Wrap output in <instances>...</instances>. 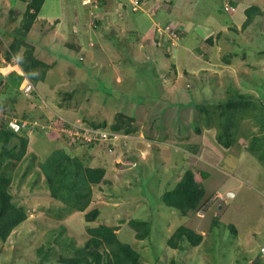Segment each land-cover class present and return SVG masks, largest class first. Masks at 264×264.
<instances>
[{"label": "rangeland", "instance_id": "1", "mask_svg": "<svg viewBox=\"0 0 264 264\" xmlns=\"http://www.w3.org/2000/svg\"><path fill=\"white\" fill-rule=\"evenodd\" d=\"M190 1L180 2L184 14L175 0L144 3L151 27L143 38L124 42L131 25L127 19L135 17L130 11L129 18L117 13L118 20L113 6L109 11L81 0H46L25 41L52 67L31 92L25 93V81L18 91L12 84L0 90L9 114L41 127L21 132L28 138L26 154L7 171V192L27 218L0 241V264H63L58 257L72 258L88 239L87 229L99 225L116 227L118 239L139 254L142 264H264V170L247 151L245 139L259 136L264 120L256 113L243 119L230 148L217 142L216 125L200 135L192 125L197 115L193 102L223 100L229 91L253 97L264 108V0ZM251 4L262 12L243 28V10ZM103 14V23L84 35L87 20ZM22 24L23 18L11 30ZM210 36L211 44L206 41ZM5 50L0 40V53ZM54 112L58 122L52 120ZM119 112L132 116L133 136L140 134L148 145L122 138L115 145L105 141L75 149L70 133L58 126L62 120L82 126V121H105L104 129L110 131ZM60 138L68 155L86 166L92 152L103 154L90 164L105 169V182L92 186L84 212L66 210L50 198L38 168ZM187 169L208 176L202 180L199 209L181 216L161 196ZM95 208L98 218L85 222V213ZM131 220L149 222L152 237L138 240ZM180 226L201 234L200 245L170 248L167 241Z\"/></svg>", "mask_w": 264, "mask_h": 264}, {"label": "trees", "instance_id": "2", "mask_svg": "<svg viewBox=\"0 0 264 264\" xmlns=\"http://www.w3.org/2000/svg\"><path fill=\"white\" fill-rule=\"evenodd\" d=\"M45 0H30L27 2L26 9L23 14V24L20 30L14 32L12 41L8 44L6 59L16 57L17 53L23 48L22 54L18 58V65L24 76L34 85L44 81L48 70L52 67L42 60L38 59L34 53V46L26 43L25 38L31 30L35 20L40 14L41 7ZM119 3L122 13L129 16V11L135 15L139 25V37H143L144 33L151 27L149 22L150 9L142 5V9L136 12L131 10L127 0ZM149 0H143L147 6ZM108 0L98 3V7H103ZM114 2V3H115ZM143 3V4H144ZM229 3V2H228ZM230 5L234 7L235 2ZM144 7V8H143ZM260 6L251 4L243 10L244 22L243 28L248 27L257 15L261 14ZM140 15L138 18L137 16ZM105 16H94L89 20L91 30L96 29L103 23ZM116 18V17H115ZM118 20L119 17L117 16ZM129 18V17H128ZM146 20L147 24L140 26V21ZM106 19V18H105ZM149 19V20H148ZM148 20V21H147ZM166 22V21H165ZM132 25V24H131ZM127 25V35L124 42L134 39L135 30ZM164 27V23L161 25ZM103 29V27H102ZM164 34V33H163ZM120 36V35H119ZM157 36H161L157 34ZM130 38V39H129ZM164 38V37H163ZM220 34L217 35V39ZM138 39V37H137ZM157 39V38H156ZM155 39V41H156ZM136 40V39H135ZM141 40V39H140ZM207 43H212V36L206 39ZM138 43L141 41H137ZM139 43V44H140ZM230 56V55H228ZM264 56V53H263ZM226 64L230 63L227 57L223 58ZM23 76L16 73L9 74L6 79L0 77V89L10 86L18 91ZM253 97L245 96L237 91H229L226 98L219 101L204 100L199 104L193 102V110L196 112L193 128L197 135H200L203 129H211L217 127V142L224 148H230L234 145L238 136L237 128L243 119H251V116L259 115V120L263 116V106L260 102H253ZM3 107L2 104H0ZM169 106V105H168ZM172 107V106H169ZM11 108V106H10ZM256 113V114H255ZM57 120L56 115H53ZM52 116V117H53ZM247 116V118H244ZM56 117V118H55ZM22 119H26L25 116ZM134 119L132 116H126L119 112L115 115V119L109 129L123 134H133L136 127L133 126ZM214 124V125H213ZM91 127L106 128V122L93 123L88 122ZM27 128H34L30 123ZM264 125L261 124L260 135H252L247 139V151L259 160L264 170ZM26 129L19 132L13 131L8 120H2L0 123V241L5 242L11 232L26 220L27 216L22 208L17 207L14 198L7 192V186L11 183L7 171L13 170L15 163L23 160L28 145V138L25 133ZM43 131V130H42ZM20 133V134H18ZM56 149L47 158L38 164L40 174L44 177L50 198L59 202L66 210H75L84 212L90 204L92 186H97L105 182V169L102 167H89L76 157H70L64 149L63 140L58 139ZM76 146H80L75 144ZM208 174L205 172L195 173L191 169L184 171L179 181L176 182L173 189L165 191L161 196V202L166 207L176 210L181 216H187L191 211L199 209V203L204 196V188L202 180ZM99 216L98 209H92L85 213V222H93ZM130 227L136 231V238L144 240L152 237L151 224L141 220H131ZM232 233H237L232 225L229 226ZM118 229L113 226L99 225L94 228H88V239L82 248L74 250L76 253L72 258L58 257V261L63 264H142L140 256L128 244L122 243L117 236ZM201 234L195 233L193 230L184 226L178 227L169 237L167 245L172 249L181 248L183 244L191 247H197L202 242ZM71 241V240H70ZM53 247V246H52ZM46 252L49 255L53 252V248ZM67 247V246H65ZM69 248V247H67ZM42 250L40 249L39 252Z\"/></svg>", "mask_w": 264, "mask_h": 264}, {"label": "crops", "instance_id": "3", "mask_svg": "<svg viewBox=\"0 0 264 264\" xmlns=\"http://www.w3.org/2000/svg\"><path fill=\"white\" fill-rule=\"evenodd\" d=\"M17 1V2H16ZM20 1V2H19ZM28 1H30V0H0V40H2V47L4 48H6V50L3 52V53H0V77L1 78H3V79H6L7 77H8V75L9 74H12V73H16L17 75H19V76H22V74H23V72H22V70H21V68L19 67V65H18V63H17V61H18V58H19V56L22 54V50H23V48L21 47V50L17 53V56L16 57H11L10 58V60H7L6 59V55H7V51H8V44H7V42L6 41H8L7 39H9L10 40V42L12 41V39H13V36L11 35V33H12V31L13 30H11V29H13V27H15V26H18L19 25V23H20V21L22 20V15L24 14V11H25V9H26V6H27V2ZM182 0H175V2L177 3V4H179L180 6H179V8H178V12H180V13H182V14H184L185 12H181L182 10L180 9L181 7H182V5H183V3L182 4H180V2H181ZM187 2H189V3H192L190 0H186ZM45 2H46V0L44 1V3H43V5L45 4ZM20 3L21 4H23L24 5V8H23V10H18V9H20L21 7V5H20ZM42 5V6H43ZM113 6V14H114V17H116V19H118L117 18V13H118V15L120 16V14H121V12H122V9L120 8V4L119 3H114L113 1H108V2H106V4H104L103 5V8H106V10H109V11H111V7ZM102 9V8H101ZM176 10V9H175ZM124 13H122V15H123ZM80 15V14H79ZM162 15L164 16V13H162ZM87 16H88V14H87ZM80 17H81V15H80ZM103 17H104V14H103ZM129 17V16H128ZM138 18L140 17V15H138L137 16ZM186 16L184 15V19L185 20H190V18L188 17V19H186L185 18ZM38 19L40 18V14H39V16L37 17ZM125 18H127V15L125 16ZM7 19V20H6ZM37 19V20H38ZM143 20H144V23H142V21H140V26H144V25H146L147 24V22H146V20L143 18ZM149 20V19H148ZM147 20V21H148ZM88 21V24H89V19L87 20ZM127 21H129L132 25H131V28H133L136 32H135V36H139V32H138V28L137 27H139V25H138V23H137V19L134 17V19H127ZM149 22H151L150 20H149ZM55 23H58V21L56 20L55 21ZM59 24V23H58ZM182 24H184V22L182 21ZM61 25V24H60ZM59 27V26H58ZM11 31H10V30ZM82 29H84V30H87V32L86 31H83V34L85 35H87V33H89L91 30L90 29H92V28H90V26H88L87 25V27L85 26V27H83ZM76 27H72L71 28V33L73 34V36L74 37H76ZM14 32V31H13ZM147 33V31L144 33V35ZM6 34V35H5ZM107 35H108V33H106ZM3 35V36H2ZM83 36V35H82ZM108 36H111V35H108ZM107 36V37H108ZM143 38V37H142ZM88 41H89V39H88ZM141 43H143L142 41H141ZM140 43V44H141ZM148 44V43H147ZM90 45V44H89ZM13 58H15V60H13ZM39 59V58H38ZM4 70H6V72H4ZM49 71V70H48ZM6 73V74H5ZM3 89V88H2ZM1 90V89H0ZM3 95V94H2ZM2 100H0V102H1ZM2 103V102H1ZM53 115H56L55 114V112L54 113H52V116ZM51 116V117H52ZM49 118V117H48ZM53 132L51 131V134H52ZM136 134V133H135ZM135 134H131V135H128V139L129 140H133L134 138H136L137 139V141H138V143L139 144H141V146H142V144L143 145H148L147 144V142L145 141V139H144V137H142L140 134H138V135H136V137H134L133 135H135ZM146 139H148V138H146ZM58 140V139H57ZM152 141V140H151ZM76 147L77 146H75V149H76ZM91 147V149H90V151L91 150H96L95 148H93L92 146H90ZM89 147V148H90ZM81 149L82 147H80V146H78V149ZM178 149L179 150H181L179 147H178ZM66 151V150H65ZM68 151H69V149H68ZM182 151V150H181ZM69 152H73L72 150L71 151H69ZM183 152V151H182ZM94 152H92L91 153V155L89 156V157H91L90 158V160H89V162H88V166L89 167H92V168H94V167H96V166H93V164H90L93 160H94V157H95V155H99V156H101V155H103V154H101L100 152V154L99 153H96L95 155L93 154ZM68 154V153H67ZM98 167H102V166H98ZM177 172V174H178V171H175V173Z\"/></svg>", "mask_w": 264, "mask_h": 264}, {"label": "built area", "instance_id": "4", "mask_svg": "<svg viewBox=\"0 0 264 264\" xmlns=\"http://www.w3.org/2000/svg\"><path fill=\"white\" fill-rule=\"evenodd\" d=\"M81 1L83 5L95 6L96 3H99L104 0H81ZM116 1L122 2L123 0H116ZM127 2L128 5L131 7V10L134 12L141 10L142 5L144 3L143 0H127ZM166 29L168 34L172 33V31H170L169 28ZM13 60H15V58H13ZM32 90H33V86L30 83H27L24 86L25 93L31 92ZM0 115H1V111H0ZM58 120L59 118H57L56 122H58ZM12 123L15 127L14 128L15 130L26 129L28 125V123L25 121H20V120L16 121L15 119L13 120ZM58 126H61L63 131L69 132L70 135L72 136L71 140H73L74 143L78 145L102 143L105 141L114 142L122 138V136L118 133L110 132L100 128L82 126L80 125V123L76 125L75 123H70L62 120L60 121ZM38 127L41 129L40 126Z\"/></svg>", "mask_w": 264, "mask_h": 264}, {"label": "clouds", "instance_id": "5", "mask_svg": "<svg viewBox=\"0 0 264 264\" xmlns=\"http://www.w3.org/2000/svg\"><path fill=\"white\" fill-rule=\"evenodd\" d=\"M22 76H23V79L21 80V82H24L25 81V85L27 84V83H30L32 86H33V88H34V84L31 82V81H29L25 76H24V73L22 74ZM27 79V80H26ZM21 82H20V84H21ZM20 86V85H19ZM0 104H2L1 102H0ZM3 105V107H1L0 106V111H1V115H0V120H2L3 118H5V120L7 119L8 120V125H9V127L13 130V131H15V132H19L20 130H24V129H20V130H15L14 128V125H13V120L15 119L16 121H19L20 119H17V117H14V116H12V114H9V112H8V110H6L7 109V104H2ZM20 121H22V120H20ZM82 123L83 124H85V126H89V127H91L90 125H88L87 123H85V122H83L82 121ZM94 128V127H93ZM96 128H100V129H104V128H101V127H96ZM104 130H106V129H104ZM44 131V130H43ZM45 132V131H44ZM110 132H114V133H118V134H120L121 136H122V138H124V139H128V135H131V134H123V133H120V132H115V131H112V130H110ZM122 138H120V139H122ZM119 139V140H120ZM119 140H117V141H119ZM117 141H114V142H117ZM114 142H108V143H112V145H115L114 144ZM125 145V144H124ZM87 146H89V144L87 145ZM81 147H84V145H81ZM112 148V146H111V144L109 145L108 144V149L110 150ZM110 151H112V150H110Z\"/></svg>", "mask_w": 264, "mask_h": 264}, {"label": "bare ground", "instance_id": "6", "mask_svg": "<svg viewBox=\"0 0 264 264\" xmlns=\"http://www.w3.org/2000/svg\"><path fill=\"white\" fill-rule=\"evenodd\" d=\"M6 70H4V72H5ZM6 74V73H5Z\"/></svg>", "mask_w": 264, "mask_h": 264}]
</instances>
